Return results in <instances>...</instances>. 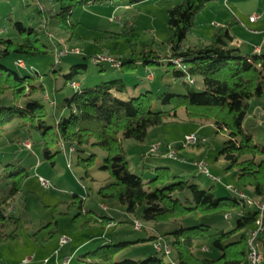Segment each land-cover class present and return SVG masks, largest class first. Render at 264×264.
Returning <instances> with one entry per match:
<instances>
[{"label": "rangeland", "instance_id": "374dc122", "mask_svg": "<svg viewBox=\"0 0 264 264\" xmlns=\"http://www.w3.org/2000/svg\"><path fill=\"white\" fill-rule=\"evenodd\" d=\"M183 1L150 0L127 7V11L123 10L114 16V19L124 18L122 24L105 18V8L112 4L80 6L71 17L74 25V29H71L60 24L57 18L60 11L58 0H0V39L20 43L21 37L15 30V24L21 23L27 29L36 30L41 42L48 47L47 53L40 55L13 53L2 57L0 65L17 71L22 77L33 78L35 86L44 87L45 93L40 91L33 99L45 106L46 121L52 127H56L62 117L70 115V110L63 107L76 91L72 82L81 84L82 88H93L104 82L122 79L127 87V92L122 95L125 100L146 92L153 93L155 97L165 92L183 94V83L187 79L176 78L175 68L169 66L167 60L171 54L168 44V10ZM253 16H259L260 19L251 23L250 17ZM127 23L135 26L139 35V48L144 45L153 46L155 52L163 58L160 65L141 64L134 70L121 72L110 64L96 65L93 62L94 58L102 55L124 60L131 57L127 39L103 40L104 32L123 33ZM225 26L229 27L235 38L232 48L239 49L245 56L255 54V48H260L264 54V0H216L209 3L196 16L195 27L189 33L185 46H206L216 29ZM52 39L80 50L81 55H69L63 58L60 66L55 67ZM5 49L6 44L0 43V56H3ZM20 60L26 64V69L16 65ZM77 65H86L87 72L75 76L73 80L67 79L71 68ZM195 81L192 87L202 91V79L197 77ZM46 96L56 103V107L44 99ZM250 104L251 111L244 130L254 137L257 144L264 145V103L253 100ZM12 105V93L7 92L0 98V107ZM166 109L168 107L159 103L153 106L154 111ZM155 132V135H150L142 143L135 140L122 142L133 174L150 181L155 177L157 168H170L201 189L213 188L218 198L236 197L227 186L240 188L238 172L227 171L224 158L219 156L228 140V134L217 133L212 121L191 120L186 110L180 109L176 119L156 127ZM190 135L206 140V145H185L186 137ZM26 141L32 143L31 150L25 148ZM159 146L161 150L153 153V149ZM162 146L164 149L175 147L179 160L162 157ZM52 151H60L54 162L44 158L41 136L21 121H14L5 128L0 139V199L8 185L3 178L6 165L21 166L29 170L30 176L24 182L21 192L6 207L7 214L13 220L5 232L15 236L0 244V264H87L81 261L86 253L111 242L117 244L159 237L160 241L172 246L173 237L170 233L181 226L205 224L227 231L235 226L234 219H225L227 215L232 216L233 212L187 217L168 223L144 222L141 219L142 211L130 214L119 202L100 197V188L112 181L109 174L100 169L107 156L104 151L89 145L77 153L71 151L68 145L61 144ZM92 155H95L96 163L87 176L86 171L77 165V160L78 157L87 159ZM199 164H204L207 171H201ZM212 177L221 179V182L213 181ZM41 179L47 182V186L42 185ZM242 192L252 197L249 190L248 193L246 190ZM190 196V191L175 194L181 200ZM107 219H112L113 224L103 223ZM136 221L143 225L142 231L135 230ZM62 238H66L67 243L61 244ZM155 242L131 245L116 260L145 259L156 253ZM262 243L263 239L256 243L260 250ZM204 248L205 244L198 242L195 253L199 257H210L211 254H206ZM171 254L164 256L166 263L173 258L172 248ZM218 254L215 252L213 255ZM66 260L69 261L66 263ZM248 261L244 264H249Z\"/></svg>", "mask_w": 264, "mask_h": 264}, {"label": "trees", "instance_id": "16d2710c", "mask_svg": "<svg viewBox=\"0 0 264 264\" xmlns=\"http://www.w3.org/2000/svg\"><path fill=\"white\" fill-rule=\"evenodd\" d=\"M60 11L57 18L60 24L74 29L71 17L80 6L91 4L126 3L135 6L150 0H58ZM216 0H184L168 10L169 66H174V76L185 78V92L175 94L165 92L158 97L146 92L138 97L125 100L127 92L122 79L104 82L93 88L75 89L74 95L66 100L63 108L70 110L68 117L57 121L52 127L46 121L45 106L33 96L45 93L43 86L34 85L33 78L22 77L17 71L0 65V98L7 92L12 93L13 105L0 107V139L5 128L14 121L36 131L41 136L42 152L46 160L54 162L60 151L52 149L57 145H68L80 153L89 145L100 148L107 156L100 168L109 174L110 183L100 188L103 199L119 202L130 214L141 213L144 222L168 223L182 218L199 215L209 216L216 213L233 212L231 219L235 226L231 230L214 228L210 225L181 226L170 233L173 237V258L164 261L165 252L158 251L159 237L140 239L134 242L122 241L102 245L93 252L86 253L81 261L87 264H244L249 255L250 232L256 228L259 212L249 208L238 196L218 198L213 188L201 189L183 179L180 173L170 168H157L155 177L145 181L131 172L129 161L123 147L124 140L145 142L151 128L164 126L169 120L176 119L180 109H185L189 119L212 121L217 133L228 134L219 156L226 162V170L238 172L239 189L249 190L252 197H264V145L257 144L254 137L244 130V124L251 111V101L264 103V54L243 55L239 49L232 48L234 37L228 26L218 27L210 43L206 46H185L189 33L195 27L196 16L206 6ZM15 30L21 37L20 43L2 40L6 44L2 57L13 53L20 55H40L47 53V46L41 42L39 33L27 29L21 23L15 24ZM128 40L131 57L118 59L122 63L121 72L134 70L138 65H160L163 58L153 46L139 48V35L133 24H125L123 33L104 32L103 40ZM180 59L183 68L173 64ZM62 63V62H61ZM17 64V63H16ZM54 63V66H60ZM97 65V64H96ZM103 65V64H99ZM86 65L71 68L67 79L87 72ZM202 79V91L192 86L195 78ZM191 80L193 82H191ZM76 83V82H72ZM26 103L23 104V102ZM159 103L166 110L154 111ZM264 125V124H262ZM166 152V149H164ZM162 156V155H161ZM164 157V156H162ZM95 155L87 159L78 157L77 165L86 171L95 165ZM29 170L15 165H6L3 178L8 183L0 199V244L13 238L5 229L12 222L6 207L21 192L24 182L29 178ZM190 191V198L181 200L177 193ZM248 193V192H247ZM228 216V215H227ZM227 216L225 217L226 220ZM112 219L104 220L108 225ZM261 250L264 256V235ZM157 240V241H156ZM156 241V242H155ZM155 242L156 253L145 259H123L116 257L131 245ZM205 244L206 254L218 256L199 257L195 253L197 243Z\"/></svg>", "mask_w": 264, "mask_h": 264}, {"label": "built area", "instance_id": "2783aa9c", "mask_svg": "<svg viewBox=\"0 0 264 264\" xmlns=\"http://www.w3.org/2000/svg\"><path fill=\"white\" fill-rule=\"evenodd\" d=\"M259 19H260L259 16H253V17H250V22L255 23ZM53 44H54L53 45V54H54L56 65L61 64L63 58H65L69 55H81L80 50H78L76 48L68 47L67 45H65L63 43L60 44L58 42H54V40H53ZM93 62L97 65H99V64H110V66L112 68L119 69V70L122 67V63L118 59L112 58V57L107 56V55L98 56V57L93 59ZM173 64L179 68L184 69L180 59L173 60ZM16 65L21 69H26V64L22 60L18 61ZM191 82H193V81L191 80ZM72 86L75 89L79 88V85L77 83H72ZM45 100L50 102V105H52L53 107H56V103L52 102L50 97H47ZM185 145H187V146H204V145H206V140H199L195 137V135H190V136L186 137V144ZM24 146L28 150L32 149V143L30 141H26L24 143ZM70 149H71V151H74L73 148H70ZM159 149L161 150L160 146L155 147L153 149V153H156V151H159ZM160 155H162L168 159L179 160V154L176 151L175 147H172V146L167 147L166 152H164L163 154H160ZM199 167H200L201 171H203V172L207 171L205 169L204 164H199ZM212 180L217 181V182H221V179H219V178L212 177ZM41 181H42V185L47 186V182L44 179H41ZM227 189L229 191L233 192L234 194H236L238 196V198L241 201H243L245 203V205H247L249 208L256 209L259 212V217H258V220L256 222V228L250 232L248 260H249V264H263L264 263V256L259 251L256 243H257V239L259 238V236L264 235V197H260V198L250 197L247 194L243 193L242 191H240L239 189H237L233 186H227ZM227 219H231V215H228ZM134 227H135L136 231H142L143 230V225L140 222L136 221L134 223ZM65 243H67V239L62 238L61 244H65ZM156 249L158 251L165 252L167 255L171 254L170 246L167 243H164L162 241H159L156 244ZM68 261L69 260H66V263Z\"/></svg>", "mask_w": 264, "mask_h": 264}, {"label": "crops", "instance_id": "0c3cea01", "mask_svg": "<svg viewBox=\"0 0 264 264\" xmlns=\"http://www.w3.org/2000/svg\"><path fill=\"white\" fill-rule=\"evenodd\" d=\"M137 6V5H136ZM127 7H131V6H128L126 3H119V4H112L111 5V7L109 6L108 8H105V11L107 12L106 14H107V16L105 17L107 20H110V21H118L119 23H123V21H124V18H116V19H114V16H116V15H118L121 11H123V10H125V11H127ZM254 52L255 53H260V52H262L261 51V49L260 48H255V50H254ZM80 86H81V84H79ZM48 96H46V97H44V99H46ZM178 114H179V112H178ZM174 120V119H173ZM152 131H154V132H152ZM156 134V132H155V128H151L150 130H149V133H148V137L150 136V135H155ZM147 137V138H148ZM163 148H162V150H163V152H164V146H162ZM112 222V221H111ZM111 224H113V222L111 223ZM248 263H249V261H248Z\"/></svg>", "mask_w": 264, "mask_h": 264}]
</instances>
